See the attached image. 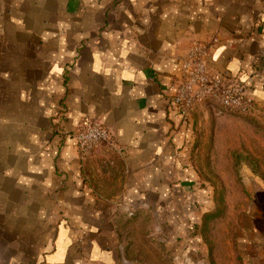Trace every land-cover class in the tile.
<instances>
[{
	"label": "crops",
	"instance_id": "0c3cea01",
	"mask_svg": "<svg viewBox=\"0 0 264 264\" xmlns=\"http://www.w3.org/2000/svg\"><path fill=\"white\" fill-rule=\"evenodd\" d=\"M213 37L207 66L264 115V0H0V264H143L140 215L190 175L208 113L183 122L170 85ZM84 117L110 140L80 160Z\"/></svg>",
	"mask_w": 264,
	"mask_h": 264
},
{
	"label": "rangeland",
	"instance_id": "374dc122",
	"mask_svg": "<svg viewBox=\"0 0 264 264\" xmlns=\"http://www.w3.org/2000/svg\"><path fill=\"white\" fill-rule=\"evenodd\" d=\"M207 111L187 121L190 175L140 215L143 264L264 261V115Z\"/></svg>",
	"mask_w": 264,
	"mask_h": 264
},
{
	"label": "built area",
	"instance_id": "2783aa9c",
	"mask_svg": "<svg viewBox=\"0 0 264 264\" xmlns=\"http://www.w3.org/2000/svg\"><path fill=\"white\" fill-rule=\"evenodd\" d=\"M217 42L195 41L180 64L178 78L170 85L169 104L187 122L197 104H204L214 115L248 114L256 106L246 81L227 73L211 70L206 58ZM110 140V133L102 123L84 117L75 142L79 159L84 160L100 143Z\"/></svg>",
	"mask_w": 264,
	"mask_h": 264
}]
</instances>
